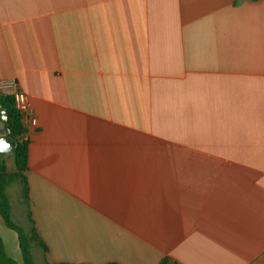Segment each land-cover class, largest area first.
I'll return each instance as SVG.
<instances>
[{
    "label": "crops",
    "instance_id": "crops-1",
    "mask_svg": "<svg viewBox=\"0 0 264 264\" xmlns=\"http://www.w3.org/2000/svg\"><path fill=\"white\" fill-rule=\"evenodd\" d=\"M0 80L39 264H264V0H0Z\"/></svg>",
    "mask_w": 264,
    "mask_h": 264
},
{
    "label": "trees",
    "instance_id": "trees-1",
    "mask_svg": "<svg viewBox=\"0 0 264 264\" xmlns=\"http://www.w3.org/2000/svg\"><path fill=\"white\" fill-rule=\"evenodd\" d=\"M0 104L7 111L9 120L7 129L11 132L9 137L13 140L14 151L12 153L15 171L9 172L4 155L0 154V215L6 226L17 233L19 246L22 254L23 264H37L33 257V249L40 248L45 253L48 251L33 225L29 215L31 227L23 229L12 220V209L7 193L8 188L17 183L21 186L22 203L28 202V183L26 173L29 170V146L28 130L23 122L21 114L17 111L14 100L10 96L1 95ZM0 264H18L9 257L0 243ZM48 264V263H44ZM117 264V263H109ZM160 264H168V260H163Z\"/></svg>",
    "mask_w": 264,
    "mask_h": 264
},
{
    "label": "built area",
    "instance_id": "built-area-1",
    "mask_svg": "<svg viewBox=\"0 0 264 264\" xmlns=\"http://www.w3.org/2000/svg\"><path fill=\"white\" fill-rule=\"evenodd\" d=\"M0 93L13 98L15 107L25 123L31 109L28 95L19 88L17 82L14 80H0ZM10 133L8 130L6 136H9Z\"/></svg>",
    "mask_w": 264,
    "mask_h": 264
},
{
    "label": "water",
    "instance_id": "water-1",
    "mask_svg": "<svg viewBox=\"0 0 264 264\" xmlns=\"http://www.w3.org/2000/svg\"><path fill=\"white\" fill-rule=\"evenodd\" d=\"M9 120V116L6 110H4L0 104V154L3 155H12L14 151V143L13 140L6 136L8 131L7 123Z\"/></svg>",
    "mask_w": 264,
    "mask_h": 264
},
{
    "label": "rangeland",
    "instance_id": "rangeland-1",
    "mask_svg": "<svg viewBox=\"0 0 264 264\" xmlns=\"http://www.w3.org/2000/svg\"><path fill=\"white\" fill-rule=\"evenodd\" d=\"M8 160H9V158H8ZM10 194H11L10 197L13 200H17V191H16L15 184L12 185V187H11V193ZM16 222H17V224H19L21 226H24L25 225L24 221H22V219H20V218H16ZM33 253H34V257H35L36 263L39 264L40 261H39V255H38V253H35V252H33Z\"/></svg>",
    "mask_w": 264,
    "mask_h": 264
}]
</instances>
